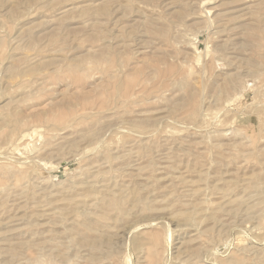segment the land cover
Wrapping results in <instances>:
<instances>
[{"label":"rangeland","instance_id":"rangeland-1","mask_svg":"<svg viewBox=\"0 0 264 264\" xmlns=\"http://www.w3.org/2000/svg\"><path fill=\"white\" fill-rule=\"evenodd\" d=\"M0 264H264V0H0Z\"/></svg>","mask_w":264,"mask_h":264}]
</instances>
